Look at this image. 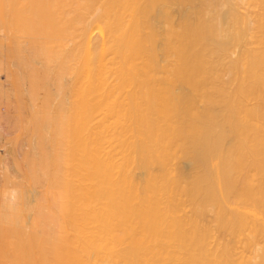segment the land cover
<instances>
[{"label":"bare ground","instance_id":"1","mask_svg":"<svg viewBox=\"0 0 264 264\" xmlns=\"http://www.w3.org/2000/svg\"><path fill=\"white\" fill-rule=\"evenodd\" d=\"M4 70L0 264H264V0H0Z\"/></svg>","mask_w":264,"mask_h":264},{"label":"rangeland","instance_id":"2","mask_svg":"<svg viewBox=\"0 0 264 264\" xmlns=\"http://www.w3.org/2000/svg\"><path fill=\"white\" fill-rule=\"evenodd\" d=\"M7 60H9V59H6L5 61H7ZM0 73H1L0 74V80L3 78V80H2L3 83L2 84L4 86L2 84L1 85L3 86V89L5 88L4 91L6 90L5 92H3V90H2V94H1V91H0V105H1L0 106V134H1L0 135V148H1L0 149V160H1V162H0V171L1 172L0 173H3L4 174V175L3 174L0 175V184H2V187L0 185V188H1L0 189V198L2 197L1 193L4 196V198H1L0 199L1 201H3L4 204L3 205L0 204V206L3 209V206L7 204V203L5 204V202H8L9 203L10 201L16 200V194H14V192L12 191V190L16 189V187H14V185L15 186L18 185L17 188L19 187V185L20 186L21 185L22 186L26 185V177H27V174L26 173H27V171H25V169L26 170L28 169L27 167L29 165V162L27 164V162L25 160L26 165H27L26 166L25 165V162H24V157H25V159L28 160V156L31 157V155H33V152H34V144H36V143H34V141H33V138L35 137V135L32 134V136H31V133H30L31 130H32V128H33V125L32 124H28V123H25L26 126L23 125L24 124V121L29 122L28 119L26 120V118H29L30 121L32 120V116L30 115V112L28 110H26V111H24L22 113L19 112L22 115L24 113V115L26 116V117H23L24 115L21 116V118L23 117L24 120L22 119V123H20L21 118L16 113L18 111H15V110H17L16 107H14V106H17V103H18V102H16L17 98L13 94L14 91L13 92H10L12 89H11L10 84H9V78H6L5 77L7 73H6L5 70L4 71H0ZM4 83H6V85ZM6 87H7V89H6ZM2 96H4V98H6V100H8V101L4 100V98ZM12 100H15V101H12ZM9 107H11V108L9 109ZM17 118L19 120H17ZM16 121H18V122H16ZM19 129H20V132H19ZM29 130H30V132H29ZM5 139H6L7 142H5ZM12 139H14V140H12ZM34 139L37 142L36 138H34ZM10 140H12V141H10ZM30 141H32V142H30ZM30 146H33V148L30 147ZM6 150H8V152ZM27 151H28V153H27ZM15 158H16V162H15ZM13 160H14V162H13ZM19 168L21 169V172H18L16 170V169H19ZM23 173H24V176H23ZM2 176L4 178H6V179H9V181L6 180V179H4ZM23 177L25 179H23ZM2 178L5 180V183H4V181H3ZM6 183L9 184V185L7 186ZM3 185L4 186L6 185L8 187V189L7 190L4 189V186ZM13 187H14V189H13ZM9 188H10V190H9ZM11 193H12V195H11ZM6 198H8L10 200L7 201ZM4 199H5V201H4Z\"/></svg>","mask_w":264,"mask_h":264}]
</instances>
